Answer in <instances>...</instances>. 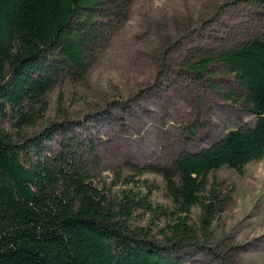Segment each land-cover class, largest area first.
Wrapping results in <instances>:
<instances>
[{"label": "rangeland", "instance_id": "obj_1", "mask_svg": "<svg viewBox=\"0 0 264 264\" xmlns=\"http://www.w3.org/2000/svg\"><path fill=\"white\" fill-rule=\"evenodd\" d=\"M126 8L87 74L63 79L46 96L45 118L27 137L55 124L39 155L63 147L108 201L132 200L124 225L146 234L169 264H264V156L240 174L209 172L186 214L176 212L165 184L180 154L254 125L222 65L200 78L186 65L264 37V9L256 0H131ZM143 200L150 211L138 207ZM182 221L189 244L174 237L171 245L169 229Z\"/></svg>", "mask_w": 264, "mask_h": 264}, {"label": "trees", "instance_id": "obj_2", "mask_svg": "<svg viewBox=\"0 0 264 264\" xmlns=\"http://www.w3.org/2000/svg\"><path fill=\"white\" fill-rule=\"evenodd\" d=\"M130 1L0 0V264H169L146 234L124 225L132 200L108 201L63 147L53 157L39 155L55 124L32 137L25 132L44 120L46 96L59 82L87 74ZM256 2L264 9V0ZM212 63L243 90L255 123L174 160L165 184L179 214L198 202L209 172L240 174L264 156V37L186 66L200 78ZM138 207L150 211L144 200ZM209 207H201L206 217ZM169 230L168 241L188 243L184 221Z\"/></svg>", "mask_w": 264, "mask_h": 264}]
</instances>
